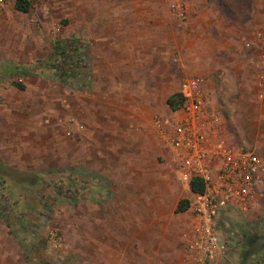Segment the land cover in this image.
Returning a JSON list of instances; mask_svg holds the SVG:
<instances>
[{
  "label": "rangeland",
  "instance_id": "rangeland-1",
  "mask_svg": "<svg viewBox=\"0 0 264 264\" xmlns=\"http://www.w3.org/2000/svg\"><path fill=\"white\" fill-rule=\"evenodd\" d=\"M15 1L0 0V234L15 240L21 255L19 261L8 258V264H118L120 226L104 218L118 214L110 201L113 190L143 178L129 171L161 169L169 186L173 178L179 185L170 199L190 197L173 152L153 126L157 117H172L166 98L179 92L189 75L205 77L209 113L218 116L230 144L264 157L262 65L250 66L249 78L246 61L226 66L215 56L205 66L194 57L203 52L199 48L192 50L194 63L182 65L179 50L191 41L183 0H28V12L18 10ZM141 8L176 16L161 17L159 32L145 33L143 22L148 25L151 18L145 19ZM89 24L99 31H88ZM104 25L111 31H100ZM120 25L133 31L120 32ZM70 39L78 58L68 76L71 69L67 74L47 64L55 42ZM104 41L110 44L106 52ZM156 48L159 63L152 56ZM6 154L17 156L12 163L19 169L3 160ZM151 158L159 161L157 167ZM5 205L7 213L14 207L12 218L21 212L13 222L25 226L16 234L1 215ZM217 221L226 250L217 264H264V177L248 212L230 205ZM256 231L261 237L246 247L251 258L243 261L244 234Z\"/></svg>",
  "mask_w": 264,
  "mask_h": 264
},
{
  "label": "crops",
  "instance_id": "crops-1",
  "mask_svg": "<svg viewBox=\"0 0 264 264\" xmlns=\"http://www.w3.org/2000/svg\"><path fill=\"white\" fill-rule=\"evenodd\" d=\"M183 1L187 8L184 10L185 14L183 11L181 14L186 17L185 30L190 32L191 41L184 46L183 52L182 49L179 50L178 55L181 57L182 65H192L194 63L192 50L199 48L203 52L200 56L194 57L198 56L199 61L205 63L203 64L205 66L211 65L210 62L214 61L215 56L217 58L215 60L226 66L238 65L241 61H246L247 76L253 77L250 66L262 65V68H258L262 70V73L258 70V74H261L264 79V0ZM148 2L153 4V0ZM173 5L175 7V4ZM141 9L137 11L141 10L145 19L151 18L147 22L148 25L143 22L145 28L141 31L145 33L159 32L160 18L164 19L170 14V11L167 10L168 12L165 13L158 8L147 11ZM142 15L135 14V16ZM170 15L176 16L175 13ZM119 30L120 32L133 31L126 25H120ZM88 31L94 32L99 29H96V25L89 24ZM100 31L107 32L111 29L104 25ZM93 42H95L94 48L99 50L100 47H97L96 41ZM99 44L102 45V43ZM103 45L106 52L110 44L104 41ZM153 51L155 55L152 56L157 59L159 49L156 48ZM165 59L166 56L162 58V61L165 62ZM160 61L157 59L156 63ZM259 84L264 85L261 79ZM261 96L264 97V93ZM88 108L90 113L94 112L93 105H89ZM136 156L148 157L144 154ZM3 157L4 161H8L17 169L20 168L12 163L17 161L15 154H8V156L6 154ZM148 160L151 161L152 166L157 167L159 164L155 158ZM131 173L143 178L137 182L130 181L128 184L119 186L118 190H113L114 196L110 201L118 206V214L114 212L115 214L111 213L104 218V223H116L120 226L118 264H195L183 236L189 226L190 213L177 211L181 197L170 199V193H174L179 188L176 179L173 178L176 182L171 181L169 186L165 180L169 177L168 174L157 168L129 171V176ZM116 193L119 194L116 195ZM168 204L171 209L165 207ZM133 226H135L134 229H132ZM17 253L15 240L1 233L0 264H8V258L20 259L21 255L18 253L19 257H17Z\"/></svg>",
  "mask_w": 264,
  "mask_h": 264
},
{
  "label": "built area",
  "instance_id": "built-area-1",
  "mask_svg": "<svg viewBox=\"0 0 264 264\" xmlns=\"http://www.w3.org/2000/svg\"><path fill=\"white\" fill-rule=\"evenodd\" d=\"M204 86L203 76L185 77L179 90L183 104L172 117H157L153 126L173 152L179 176L191 193L190 222L183 234L186 247L196 262L217 264L226 253L217 218L230 205L243 212L254 206L264 157L232 146L222 135L218 116L209 113ZM193 178L201 182V192L191 190Z\"/></svg>",
  "mask_w": 264,
  "mask_h": 264
},
{
  "label": "trees",
  "instance_id": "trees-1",
  "mask_svg": "<svg viewBox=\"0 0 264 264\" xmlns=\"http://www.w3.org/2000/svg\"><path fill=\"white\" fill-rule=\"evenodd\" d=\"M15 7L20 11L28 12L31 8V5H30V2L28 0H16L15 1ZM74 44H75L74 39L57 40L54 44V47H53V49H54L53 57H52L53 59H51L52 64L48 62L47 66L53 67V69H56V71H58V69L59 70L66 69L68 71L67 74L69 73V69H71V73H69L68 76L73 75L72 69H74V67L77 65V58H78L77 54H76V47L74 46ZM56 60L57 61L59 60L60 63H56ZM16 69L19 71L24 70L25 73H34L37 71L35 68H30V67H25V66H17ZM12 84L15 87L19 88L20 90L25 89V85L21 82L14 81ZM183 100L184 99H183L182 94L180 92H176V93L171 94L167 98V104L172 110H177L183 104ZM53 185L57 186V183H53ZM190 188L194 192H201L203 189L201 182H199L195 178L191 179ZM13 208H11V209L9 208L11 212H12ZM188 208H189V200L188 199H181L179 204H178L177 211L183 212V211H186ZM6 209H7L6 205L3 206V208H1V215L5 219L8 227L10 228V232L13 234H16L17 228L19 225L23 226V227L25 226L24 223L20 224V223H14L13 222V219H15V217L18 220L19 217L16 215H20L21 212H17L15 214V217L12 218L11 212L7 213ZM244 237H246L245 238L246 240L244 239V241L241 242L242 243L241 253H242L243 261L245 259L248 261L251 258V256H249V253L246 252L245 249H246V247H248V245H251L256 240H258L261 237V234H260V232L256 231L254 234L245 233Z\"/></svg>",
  "mask_w": 264,
  "mask_h": 264
}]
</instances>
